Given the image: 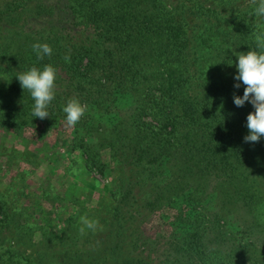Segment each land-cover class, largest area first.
<instances>
[{"label": "trees", "instance_id": "trees-1", "mask_svg": "<svg viewBox=\"0 0 264 264\" xmlns=\"http://www.w3.org/2000/svg\"><path fill=\"white\" fill-rule=\"evenodd\" d=\"M257 6L258 0H0V130L46 136L66 122L63 108L77 99L87 111L74 127L85 135L69 153L79 150L86 172L104 176L106 151L117 176L107 199L96 208L83 204L100 228L81 233L82 206L72 198L77 210L51 242L28 207L1 195L0 264H154L140 218L166 208L181 222L172 223L159 264H264V137L244 141L254 108L233 101L245 88L234 79L238 54L264 51ZM63 13L69 27L58 19ZM39 20L48 24L32 26ZM35 43H47L51 56L38 59ZM45 65L56 69L55 95L41 120L16 77ZM121 99L133 108L112 119ZM238 212L245 220L234 232L229 224ZM209 231L226 250L209 248Z\"/></svg>", "mask_w": 264, "mask_h": 264}, {"label": "rangeland", "instance_id": "rangeland-1", "mask_svg": "<svg viewBox=\"0 0 264 264\" xmlns=\"http://www.w3.org/2000/svg\"><path fill=\"white\" fill-rule=\"evenodd\" d=\"M58 19L63 26H70L68 14L63 13ZM46 24H48L46 20L32 22L34 27ZM132 108L133 104L130 100H118L111 118L120 119L130 113ZM76 127L68 128L63 123L56 128V131L34 140L30 131H25L22 138L11 131L5 133L0 130V197L2 195L5 199H12L19 206L28 207L33 224L46 229L49 242L60 235L63 221L69 215L75 214L77 209L72 198H77L79 201L76 205L78 208L81 206L83 208H80L82 210L80 217L89 216L83 204L96 208L97 203L103 198L107 199L115 188L117 176L108 162L106 151L102 152L103 161L107 166L104 176L96 171L86 172L79 157V150L73 154L69 153L72 148L71 143L79 141L85 135L83 127ZM211 200L213 199L210 198ZM184 206L187 204L184 203ZM188 209L187 214L192 217L195 211H191L190 207ZM182 211L179 215L186 212V210ZM176 215L172 208H166L159 217L143 215L140 218L141 234L147 239L154 264H159L166 251H169L166 239L173 232L172 223L181 222ZM231 219L229 224L231 230L234 228L235 232L237 228H243L244 213L238 212L232 215ZM181 220L183 222V219ZM206 235L212 242H208L209 248L217 247L222 252L227 249L224 247L225 243L221 245L214 241L213 231L207 232Z\"/></svg>", "mask_w": 264, "mask_h": 264}, {"label": "clouds", "instance_id": "clouds-1", "mask_svg": "<svg viewBox=\"0 0 264 264\" xmlns=\"http://www.w3.org/2000/svg\"><path fill=\"white\" fill-rule=\"evenodd\" d=\"M251 2L257 4V0H251ZM255 15L264 17V0H258ZM257 40L258 46L264 47V34L257 35ZM32 49L38 59L52 54V48L47 43H35ZM65 61L70 62V56H65ZM237 72L238 75L234 79L242 82L245 88L242 97L234 95V104L237 107H243L245 102H249L254 108V112L246 118L249 134L244 137V141L259 142L260 138L264 137V51L250 50L247 53H239ZM16 79L23 90L29 91L34 100L32 115L41 120L48 118L47 107L55 95L56 69L51 65H45L43 70L33 67L27 72L19 73ZM240 86V83L234 85L237 89ZM86 111L87 105H82L77 99H70L63 108L66 114V127H74ZM80 222L84 225L80 229L81 233L84 232V228L95 231L99 226L98 220H89L85 216L80 217Z\"/></svg>", "mask_w": 264, "mask_h": 264}]
</instances>
